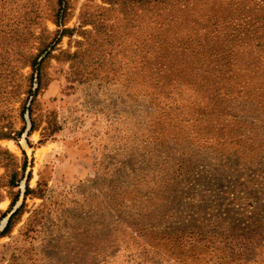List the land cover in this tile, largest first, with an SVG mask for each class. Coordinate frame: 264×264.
<instances>
[{
    "label": "rangeland",
    "instance_id": "rangeland-1",
    "mask_svg": "<svg viewBox=\"0 0 264 264\" xmlns=\"http://www.w3.org/2000/svg\"><path fill=\"white\" fill-rule=\"evenodd\" d=\"M0 264H264V0H0Z\"/></svg>",
    "mask_w": 264,
    "mask_h": 264
}]
</instances>
